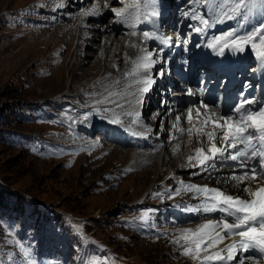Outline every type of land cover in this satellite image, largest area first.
<instances>
[{"label": "rangeland", "instance_id": "obj_1", "mask_svg": "<svg viewBox=\"0 0 264 264\" xmlns=\"http://www.w3.org/2000/svg\"><path fill=\"white\" fill-rule=\"evenodd\" d=\"M69 4L0 0V187L11 191L12 205L16 196L24 198L23 213L0 214V264H195L172 242L177 221L165 209L191 205L185 204L190 193L172 195L180 181H206L179 175L164 182L165 172L154 176L155 162L145 170L135 167L132 148L91 132L94 124L112 119L113 114L96 111L94 101L119 65L111 69V60L101 55L111 77L90 65L100 41L91 42L90 50L82 40L76 44L78 30L62 17ZM87 19L83 27L100 22ZM110 19L106 15V23ZM177 164L185 168L180 173L194 172ZM243 186L238 190L245 194ZM37 203L44 205H38L39 213ZM149 209V219L141 221ZM50 212L60 215L57 223ZM197 221L189 219L181 228H194Z\"/></svg>", "mask_w": 264, "mask_h": 264}, {"label": "snow or ice", "instance_id": "obj_2", "mask_svg": "<svg viewBox=\"0 0 264 264\" xmlns=\"http://www.w3.org/2000/svg\"><path fill=\"white\" fill-rule=\"evenodd\" d=\"M146 2L147 0H133L131 4L136 13L133 19L137 22L141 5ZM204 4L206 8L211 5L210 18L195 11L184 12L186 17L190 16L193 21L198 22L199 26H189L193 32L203 33L211 23L232 20L237 22V27L214 35L207 47L221 56L226 51L243 53L250 47L255 58L264 64V14H262L264 0H204ZM104 7L107 8L108 5L105 4ZM111 11L117 18H121L129 12V6L113 8ZM80 14L85 17L98 15L99 6L93 5L91 9L82 10ZM150 15L158 16L159 12L152 11ZM256 15H259L257 23L249 24ZM132 27H135V24ZM136 34L132 33L133 36ZM143 37L145 40L152 38L147 31L143 33ZM182 42L187 44V41ZM130 46L136 47L135 44ZM140 52L141 55L135 59L127 57L126 54V60H130L132 67L123 74L127 81L124 87L120 90L106 88V94H102L99 100L94 101V105H106L103 109L95 110L111 112L113 124H122L121 116L131 118L133 124L141 123V112L135 110L134 106L143 105L144 95L155 83L151 70L160 61L153 58V51L141 48ZM165 71L166 68L162 66L158 75L163 76ZM115 83L119 84L120 81L117 80ZM186 94L189 97L195 95L191 88ZM240 95L239 102L234 108L229 109L231 114H221L219 106L212 108L201 101L198 105L192 103V106L186 109L184 117L177 115L176 123L173 124V127L182 134L187 133L189 142L195 139L201 144L194 149V155H189L186 160L185 167L199 169L192 175L215 170L217 161L235 162L236 167L242 172L237 174L234 169L225 183L232 181L235 187L244 185L241 190L249 197L233 196L221 188L207 184L197 185L180 181V186L172 195L190 193L199 201L194 206L184 207V211L221 214L219 220L205 219L195 228L176 230L178 235L173 237L172 242L182 249L183 256L195 264H259L258 258L264 257V101L243 98V93ZM254 104L259 106L253 109L251 106ZM125 105L128 106L127 109ZM117 109L120 112H117ZM182 118L191 125L189 128L179 127ZM252 184L256 186L252 187ZM172 195L168 198L171 199ZM151 211V209L143 211L139 219L146 222ZM225 217L231 218L234 222L230 223Z\"/></svg>", "mask_w": 264, "mask_h": 264}, {"label": "bare ground", "instance_id": "obj_3", "mask_svg": "<svg viewBox=\"0 0 264 264\" xmlns=\"http://www.w3.org/2000/svg\"><path fill=\"white\" fill-rule=\"evenodd\" d=\"M63 2H65V3L69 2L70 3L68 5L69 7H67V10L64 11L62 17L64 18V21H67V25L70 28L74 27L75 30H78L76 33V44H77V42L80 43V41L82 40V41H84L82 43V45H84V43H85L86 44L85 47H87L89 50L92 48L90 43L93 42L94 40L100 41V43L98 45L102 44L101 46H98L95 44L99 51H98L96 56L92 55V56H94V58H93V60H91L90 65L92 67H95V68H99V67L104 68V71L102 70L101 73L102 74L106 73L110 77L112 76L110 69L107 70V68H108L107 65H105V63H102V61L99 62L101 59V55L104 56L103 57L104 61H107V60L110 61L111 60V62H112L111 66H113L111 69L114 70L115 66L119 65L117 67L116 77L113 76L107 81L106 84H105V82L103 83V88L101 89L103 91V93L106 94V92H105L106 88H108L109 90H112V89L120 90V89H122L124 87V84L127 82L125 80L123 74L125 71H128L132 67L130 60H126V54H127V57L132 59L133 54H134V49L130 45H131V40H134V37L131 39H128V36H126V37L123 36L124 35L123 30H126L128 28V25L126 24V21H125V16L118 18V22L115 25H112V23H108V22L106 23L105 17L108 14L109 15L111 14L112 17H116V15L113 14V12L111 11V9H113V8L120 9V8H124L126 6L131 7L130 0H82V1L81 0H63ZM82 4L85 8L88 7L89 9H91L93 7V5H98L99 6V14L95 15V16H87V17L81 16L80 13L82 10H79L78 6H82ZM105 4L108 5L107 8L104 7ZM81 9H83V8H81ZM128 13H129V17H133V12H132L131 8H129ZM85 19H87L88 21L94 20V21H100V22L99 23L94 22V24H92L89 27H83V23L86 22ZM95 23H98V24H95ZM63 25H64V23L58 24L56 26H63ZM79 25H81V27ZM228 27H229L228 23H224V24L220 25L217 29H215V34L218 35V34L222 33L223 31H227ZM84 35H88V37L86 39H84ZM102 39H103V42H101ZM92 45H94V43ZM121 47H122V49H121ZM248 49H250V51H251L250 47ZM92 53H96V52H92ZM87 55H89L88 52H87ZM101 64H103V65H101ZM105 70H107V71L105 72ZM255 77H257V76H255ZM117 80L120 81L119 84L115 83ZM93 81H94V79H93ZM261 81L264 83V75L262 76ZM109 86H111V87H109ZM262 87H264L263 84H262ZM65 94H63V95H65ZM63 98L64 99H62V100L68 101L67 96L63 97ZM69 98H70V96H69ZM256 105L257 104H254L253 108H255ZM104 107H106V105L96 106V108H101V109ZM107 107H112V106L107 105ZM125 107H127V105H125ZM87 110H89V109H87ZM116 111L120 112L119 109H117ZM109 113L112 114L111 112H109ZM82 126H83V124H82ZM88 128H90V127H88ZM102 128L105 130V133L110 131V127L108 125H106V123H103V122L94 124L91 127V129H93V131H96V133H99V130H101ZM84 129H85V126H83L82 129H80V130L82 132H85ZM107 134H109V133H106L105 136ZM173 134L175 135L174 132H173ZM169 136H170V134H168V133L164 134V136L162 138L163 144L160 146L159 150H143V151H140L141 149L140 150H136V149H134V150L130 149L129 150L127 148L129 150V152H131V155H134L133 164L135 165V167L136 166H142V167H144V170H145L153 162H155V164H156L155 168L156 169L154 170V174H155L154 176H158L162 172H165V174L163 176V179H165V180H173L176 176H179V175H181V176L183 175L185 177H191L192 176V171H191L192 169H189V171H191L190 174L180 173V171H182L185 168H183V166L182 167L177 166L178 165L177 163L181 162L182 164H186L187 156L189 154H193L195 147L197 145L201 146V144L198 143L194 139L192 141V144H190L189 137H185L186 134L182 135V136L174 137L171 140L168 139ZM98 137H99V135H98ZM181 144H184L186 149L181 148L182 150L178 151V148L181 146ZM190 145H192V148H193L191 151L189 148ZM108 147L109 146L107 145L104 148H102L101 150L104 151V149H107ZM111 148H112L111 150H113V148H116V147L112 146ZM138 156L141 158H139ZM137 169H135L134 171H139ZM225 180L226 179L222 180L219 183V185L224 187V188H228L234 183L232 181L225 183ZM156 182H157V180L153 179L149 185L154 186L156 184ZM245 183H248V182H245ZM178 184H180V183H178ZM255 186H256L255 184H252V187H255ZM238 189H239V187H236L234 189V192L238 191V193H239ZM148 190H151V188ZM240 195L248 197L247 193H245V194L240 193ZM190 206H192V205H190Z\"/></svg>", "mask_w": 264, "mask_h": 264}, {"label": "trees", "instance_id": "obj_4", "mask_svg": "<svg viewBox=\"0 0 264 264\" xmlns=\"http://www.w3.org/2000/svg\"><path fill=\"white\" fill-rule=\"evenodd\" d=\"M9 195H11V191L3 188V187H0V214L5 217L7 214V211L11 210V209H17L20 214L23 213V201H24V198L23 197H20V196H16V204L14 203L13 205L10 204L9 202ZM34 211L39 213V209H38V205L37 204H34ZM51 214H53L54 216V219L56 221H54V223L58 222L60 220V215H58L57 213L55 212H50ZM1 216V217H2ZM20 219H17V221L19 222Z\"/></svg>", "mask_w": 264, "mask_h": 264}]
</instances>
